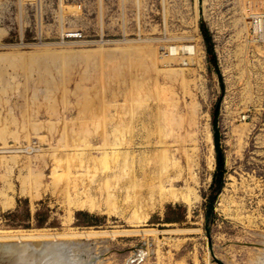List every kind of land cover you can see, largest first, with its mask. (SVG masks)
<instances>
[{
  "label": "rangeland",
  "instance_id": "374dc122",
  "mask_svg": "<svg viewBox=\"0 0 264 264\" xmlns=\"http://www.w3.org/2000/svg\"><path fill=\"white\" fill-rule=\"evenodd\" d=\"M262 26L264 0H0V234L66 244L36 264H264Z\"/></svg>",
  "mask_w": 264,
  "mask_h": 264
},
{
  "label": "bare ground",
  "instance_id": "6f19581e",
  "mask_svg": "<svg viewBox=\"0 0 264 264\" xmlns=\"http://www.w3.org/2000/svg\"><path fill=\"white\" fill-rule=\"evenodd\" d=\"M261 26V25H260ZM257 27V26H256ZM263 27V26H262ZM260 27H258V29H259ZM264 28V27H263ZM1 46V45H0ZM9 46V45H8ZM7 46V47H8ZM14 45H12V47H13ZM16 46V45H15ZM8 49V48H7ZM9 49H10V47H9ZM179 49H181V51H183V52H185V53H187V54H189V55H194V54H196V48L194 47V46H183V47H181V48H177V47H172V48H169V52L171 53V54H175ZM170 54V55H171ZM120 101L121 102H119V103H121V107H122V109H121V114L123 113V109H124V106L126 105V99H124L123 101H122V99H120ZM119 127H120V129L122 130V129H124V127H122V125L120 124L119 125ZM209 139V138H208ZM135 146V145H134ZM43 147V146H42ZM109 149H111V148H109ZM113 149V148H112ZM57 149H55V151H56ZM130 151H132V152H130ZM129 152L130 153H132V154H134L135 153V150L134 149H131ZM6 152V151H5ZM74 152V151H73ZM4 153V152H3ZM110 153H112V152H110ZM109 153V154H110ZM114 153V152H113ZM116 153V152H115ZM104 154V153H103ZM74 154H72V156H73ZM104 155H106V153L104 154ZM68 156V155H67ZM69 156H71V155H69ZM75 156H76V154H75ZM66 157V156H65ZM69 158V157H68ZM124 164H125V160H124V162H123V164H122V169H121V173L123 174L124 172H125V169H124ZM126 173V172H125ZM106 182H107V180H105ZM109 181V180H108ZM172 181H168V184L166 185V180H160L159 181V184L158 185H156L154 188H156V189H158V191H159V194H160V202H171V203H177V202H179V201H184V202H187V203H189L190 202V199H189V197L187 196V194H185V193H183V192H178L176 189H174V187H176L175 186V184H174V182H172ZM26 183V182H25ZM126 185V184H125ZM25 186V185H24ZM130 186H131V183H130ZM129 187V186H128ZM169 187V189H167ZM28 188H29V186H28ZM31 190V189H30ZM28 191V190H27ZM166 191H170V192H166ZM86 192V191H85ZM84 192V193H85ZM36 194V193H35ZM35 196H37V194L35 195ZM89 196V195H88ZM87 196V197H88ZM29 197H30V195H29ZM88 198H90V196L88 197ZM13 200V199H12ZM87 203V202H86ZM81 204V203H80ZM83 204H85V203H83ZM82 204V205H83ZM88 204H90V203H88ZM79 205V204H78ZM86 205V204H85ZM84 205V206H85ZM12 206V203H11V205H7V206H4V207H11ZM80 206L81 205H79L78 207H79V209H80ZM84 206H81V208H83V209H85L84 208ZM87 206V205H86ZM91 206L92 207H94L93 205H92V203H91ZM88 207V206H87ZM91 207V208H92ZM90 208V207H89ZM89 208H88V210H89ZM90 208V210H92ZM82 209V210H83ZM94 209V208H93ZM81 210V209H80ZM89 210V212H91ZM71 216V215H70ZM69 220V219H68ZM111 233V232H110ZM114 233H116V235H118L117 234V232H114ZM114 233L112 232V234L114 235ZM118 233H120V232H118ZM125 233V232H124ZM123 233V234H124ZM87 234V233H86ZM95 234V233H94ZM100 234V233H99ZM99 234L97 233V234H95V236L97 237V235H98V237L100 238V236H99ZM126 234V233H125ZM124 234V235H125ZM130 234V233H129ZM151 234V233H150ZM113 235H111V236H113ZM116 235H114V237L116 236ZM142 235L145 237V236H149V232L147 231H144L143 233H142ZM88 235H86V238H90V236L89 237H87ZM94 236V235H93ZM93 236L91 235V237L93 238ZM104 236V235H103ZM102 236V237H103ZM107 237H109L110 235H106ZM105 236V237H106ZM57 235H46V234H38V235H33V234H23V233H19V232H16V234H8V235H2V234H0V245H10L12 248H9V249H0V264H36L35 263V261L33 262V260L32 259H35L38 255H37V253L38 254H40V253H42V252H44V253H49L50 251V248H53V249H57V247L59 248V245H57L55 248H54V244H56V242H57ZM62 240V239H61ZM59 241V240H58ZM60 242V241H59ZM66 242H67V240H66ZM66 242H64V240H63V243L65 244ZM71 242L69 241V244H70ZM52 244L54 245V246H52ZM62 244V243H61ZM63 244V245H64ZM68 244V243H67ZM75 244V243H74ZM77 244V243H76ZM66 245V244H65ZM64 245V247L65 248H61L62 246H60V250L62 251V249H66L67 247ZM72 244H70V246L68 245V247H72L71 249H70V252H72V251H75V250H73L74 248V246L72 245ZM17 246V247H16ZM76 246H80V245H76ZM78 247H75V249L76 248H78ZM52 249V250H53ZM68 249V248H67ZM51 250V251H52ZM58 250V249H57ZM59 250V252H61ZM72 250V251H71ZM47 251V252H46ZM55 251V250H54ZM54 251H52V252H54ZM69 251V250H68ZM52 252H51V254H52ZM55 253V252H54ZM50 254V253H49ZM49 254H48V257H49ZM56 254H57V251H56ZM60 254V253H59ZM63 254L65 255V256H70V255H66L64 252H63ZM62 254V252H61V255H63ZM71 254V253H70ZM141 254V255H140ZM139 255L141 256L140 258H143V253H140ZM54 254H52V256H53ZM63 255V256H64ZM47 256V255H46ZM46 256H44V257H46ZM51 256V257H52ZM60 256V255H59ZM71 256H73V253H72V255ZM145 256V255H144ZM50 257V258H51ZM55 257H56V255H55ZM60 257H62V256H60ZM65 258V257H64ZM63 258V259H64ZM70 258H72V257H70ZM43 259V258H42ZM41 259V260H42ZM45 259V258H44ZM55 259L56 258H54V259H50L51 261L53 260V261H55ZM59 259V257L56 259V260H58ZM40 260V257H39V259H38V261ZM48 260V259H47ZM65 260H67V259H65ZM70 260L71 259H68V263L70 262ZM44 260H42V262H43ZM52 261V262H53ZM41 262V264H43ZM38 263V262H37ZM55 263V262H54ZM59 263V262H58ZM67 264V262H62V264ZM71 263H73V262H71ZM263 263V262H262ZM47 264V263H46ZM57 264V263H56ZM261 264V263H260Z\"/></svg>",
  "mask_w": 264,
  "mask_h": 264
},
{
  "label": "crops",
  "instance_id": "0c3cea01",
  "mask_svg": "<svg viewBox=\"0 0 264 264\" xmlns=\"http://www.w3.org/2000/svg\"><path fill=\"white\" fill-rule=\"evenodd\" d=\"M12 199H13V200H12ZM7 201H8V203H9L10 205H11V203H12L11 208L17 209V208L19 207V204H17V201H16L15 198H13V197H11V196H8ZM1 203H2V204H3V203H6V199L3 198V200H2ZM11 208H10V209H11Z\"/></svg>",
  "mask_w": 264,
  "mask_h": 264
},
{
  "label": "trees",
  "instance_id": "16d2710c",
  "mask_svg": "<svg viewBox=\"0 0 264 264\" xmlns=\"http://www.w3.org/2000/svg\"><path fill=\"white\" fill-rule=\"evenodd\" d=\"M215 147H216V149H218V140H217V135H215ZM218 169H219V171L222 169L221 168V164H220V161H219V165H218ZM216 177V176H215ZM221 181V177H220V174L218 175V177H217V179L215 178V182L216 183H219Z\"/></svg>",
  "mask_w": 264,
  "mask_h": 264
},
{
  "label": "water",
  "instance_id": "95a60500",
  "mask_svg": "<svg viewBox=\"0 0 264 264\" xmlns=\"http://www.w3.org/2000/svg\"><path fill=\"white\" fill-rule=\"evenodd\" d=\"M17 247V246H16ZM9 248H12L10 245H0V249H9ZM218 264H223L219 261H217Z\"/></svg>",
  "mask_w": 264,
  "mask_h": 264
}]
</instances>
